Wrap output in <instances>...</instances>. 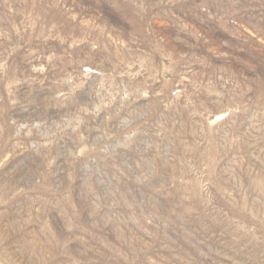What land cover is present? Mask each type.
I'll use <instances>...</instances> for the list:
<instances>
[{
    "label": "rangeland",
    "instance_id": "rangeland-1",
    "mask_svg": "<svg viewBox=\"0 0 264 264\" xmlns=\"http://www.w3.org/2000/svg\"><path fill=\"white\" fill-rule=\"evenodd\" d=\"M0 264H264V0H0Z\"/></svg>",
    "mask_w": 264,
    "mask_h": 264
}]
</instances>
